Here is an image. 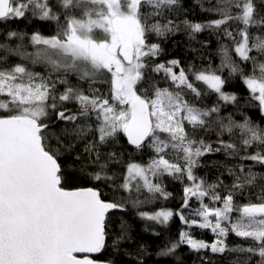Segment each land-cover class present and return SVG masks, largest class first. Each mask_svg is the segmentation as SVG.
I'll return each mask as SVG.
<instances>
[{"label":"snow or ice","instance_id":"6c2138e0","mask_svg":"<svg viewBox=\"0 0 264 264\" xmlns=\"http://www.w3.org/2000/svg\"><path fill=\"white\" fill-rule=\"evenodd\" d=\"M200 7L217 18L188 19L184 0H0V24H55L48 36L0 31V264H147L148 247L114 215L129 208L184 226L157 257L181 262L187 246L200 264L209 253L264 264V126L244 111L264 116V0ZM204 32L228 41L218 66L161 59L177 33ZM234 77L247 99L226 90ZM125 144L132 153L116 150ZM220 152L238 163L209 182L198 170ZM167 178L182 185L177 209L142 210L173 197ZM231 235L243 243L229 246Z\"/></svg>","mask_w":264,"mask_h":264},{"label":"trees","instance_id":"16d2710c","mask_svg":"<svg viewBox=\"0 0 264 264\" xmlns=\"http://www.w3.org/2000/svg\"><path fill=\"white\" fill-rule=\"evenodd\" d=\"M200 5H203L204 8L209 7V0H184V8L189 12L187 17L188 19L204 22L217 18L214 14L202 12ZM183 19H185V17L183 15H179V20L182 21ZM4 29L25 31L29 34L39 31L43 35L48 36L55 33V24L54 22L22 19L0 24V31H3ZM206 39H210L211 43L207 46L201 47L199 42ZM221 43H228V41H217L215 36H210L208 32L199 34L197 41H189L186 35L177 33L172 39L163 43L162 47L164 48V55L161 57V59H179L185 66H187L189 63H195L197 67H200L207 66L208 63H211L213 67H216L220 64L218 48L220 47ZM229 46L231 47V45ZM35 70L40 71V68L37 67ZM227 74V70H225L224 75L227 76ZM230 85L231 86L226 89L227 91L235 92L243 99H247L248 90L242 79L234 77L230 80ZM104 90L107 91V88ZM228 111H234V109L229 108ZM244 111L247 112L253 121L261 124V126H264V116L260 114L258 109L249 107L244 109ZM236 118L239 120L241 119V116L237 114ZM199 135L202 136L204 134L201 133ZM208 135L212 140H215L216 137L214 134L209 133ZM227 138V135H225V139ZM122 143L124 142L122 141ZM116 150L126 151L128 153L133 152L132 148L126 144L123 148H118ZM133 159H139V157L133 153ZM237 163L238 160L230 156L226 157L223 152L211 154L204 158V167L200 168L198 173L211 182L219 175V172L217 171L218 168L220 171H223L224 166L231 168ZM255 170L264 171V169H260L259 166H257ZM224 183L226 185L231 184V179L228 178L227 173L224 175ZM69 184L72 186H80L81 182L76 178H70ZM164 184L166 185L167 190L173 194V197L168 200H157L153 203L147 204L142 210L156 211L161 208H167L175 211L177 209L180 203L182 185L171 178L165 179ZM114 215L116 217L122 216L123 219L126 220L131 226L136 244H144L148 247L149 253H151V255L147 259V264H157V262H159V264H200L197 254L189 251L187 246H181V248L178 249L176 253L177 256L181 257V262H178L174 257H157L155 255V252L163 246L165 240H175L178 238L179 232L184 226L177 217H174L165 227L154 222L141 220L136 215V210L131 208H129L127 215L119 212L115 213ZM153 232H159L161 235L156 237L152 234ZM193 234L197 239H203L209 242L213 239L212 234L205 230L195 229L193 230ZM226 242L229 244V246H235L243 243L234 235H231ZM124 247L129 248L134 247V245L125 244ZM209 256L212 259L213 264H226V262L218 256H212L211 253H209ZM109 258H111L110 255ZM229 259H234V257H230ZM117 264H130V261L127 258L117 257Z\"/></svg>","mask_w":264,"mask_h":264}]
</instances>
